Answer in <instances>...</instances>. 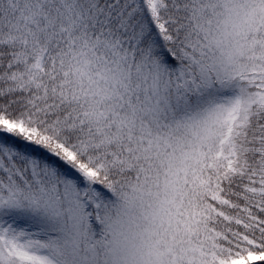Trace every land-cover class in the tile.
<instances>
[{
    "label": "snow or ice",
    "instance_id": "obj_1",
    "mask_svg": "<svg viewBox=\"0 0 264 264\" xmlns=\"http://www.w3.org/2000/svg\"><path fill=\"white\" fill-rule=\"evenodd\" d=\"M0 264H264V0H0Z\"/></svg>",
    "mask_w": 264,
    "mask_h": 264
}]
</instances>
